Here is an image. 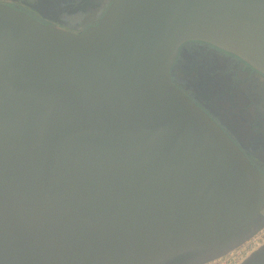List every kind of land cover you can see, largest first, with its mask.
Returning a JSON list of instances; mask_svg holds the SVG:
<instances>
[{
    "label": "water",
    "instance_id": "water-1",
    "mask_svg": "<svg viewBox=\"0 0 264 264\" xmlns=\"http://www.w3.org/2000/svg\"><path fill=\"white\" fill-rule=\"evenodd\" d=\"M188 40L264 74V0H114L80 34L0 4V264H207L264 229V172L172 82Z\"/></svg>",
    "mask_w": 264,
    "mask_h": 264
},
{
    "label": "flooded vegetation",
    "instance_id": "flooded-vegetation-1",
    "mask_svg": "<svg viewBox=\"0 0 264 264\" xmlns=\"http://www.w3.org/2000/svg\"><path fill=\"white\" fill-rule=\"evenodd\" d=\"M113 2L0 0L43 25L74 34L97 26ZM170 73L172 82L264 172V74L236 54L200 40L182 43Z\"/></svg>",
    "mask_w": 264,
    "mask_h": 264
},
{
    "label": "built area",
    "instance_id": "built-area-1",
    "mask_svg": "<svg viewBox=\"0 0 264 264\" xmlns=\"http://www.w3.org/2000/svg\"><path fill=\"white\" fill-rule=\"evenodd\" d=\"M253 240L258 244V246L264 244V229H262ZM245 246L239 247L232 252H230L225 257L221 258L222 264H238L241 260L244 259Z\"/></svg>",
    "mask_w": 264,
    "mask_h": 264
},
{
    "label": "rangeland",
    "instance_id": "rangeland-1",
    "mask_svg": "<svg viewBox=\"0 0 264 264\" xmlns=\"http://www.w3.org/2000/svg\"><path fill=\"white\" fill-rule=\"evenodd\" d=\"M244 246H245L244 258L247 257L251 252H253L254 250H256L259 247L258 244L253 239L250 240L248 243H246ZM221 262H222V260L218 259V260H215L213 262H209L207 264H222Z\"/></svg>",
    "mask_w": 264,
    "mask_h": 264
}]
</instances>
